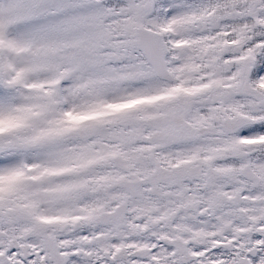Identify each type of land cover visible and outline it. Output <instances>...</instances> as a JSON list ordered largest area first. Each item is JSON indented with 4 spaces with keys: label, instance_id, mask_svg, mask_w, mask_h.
<instances>
[{
    "label": "snow or ice",
    "instance_id": "6c2138e0",
    "mask_svg": "<svg viewBox=\"0 0 264 264\" xmlns=\"http://www.w3.org/2000/svg\"><path fill=\"white\" fill-rule=\"evenodd\" d=\"M0 264H264V0H0Z\"/></svg>",
    "mask_w": 264,
    "mask_h": 264
}]
</instances>
